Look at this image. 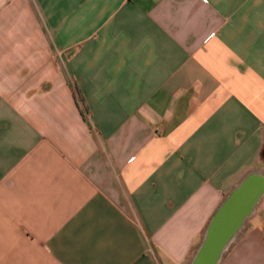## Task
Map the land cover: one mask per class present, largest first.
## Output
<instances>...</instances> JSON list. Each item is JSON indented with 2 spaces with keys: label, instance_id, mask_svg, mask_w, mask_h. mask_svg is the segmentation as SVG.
<instances>
[{
  "label": "crops",
  "instance_id": "1",
  "mask_svg": "<svg viewBox=\"0 0 264 264\" xmlns=\"http://www.w3.org/2000/svg\"><path fill=\"white\" fill-rule=\"evenodd\" d=\"M263 148L264 0H0V264H192Z\"/></svg>",
  "mask_w": 264,
  "mask_h": 264
},
{
  "label": "water",
  "instance_id": "2",
  "mask_svg": "<svg viewBox=\"0 0 264 264\" xmlns=\"http://www.w3.org/2000/svg\"><path fill=\"white\" fill-rule=\"evenodd\" d=\"M264 193V181L245 176L213 217L192 264H216Z\"/></svg>",
  "mask_w": 264,
  "mask_h": 264
},
{
  "label": "trees",
  "instance_id": "3",
  "mask_svg": "<svg viewBox=\"0 0 264 264\" xmlns=\"http://www.w3.org/2000/svg\"><path fill=\"white\" fill-rule=\"evenodd\" d=\"M77 90V89H76ZM77 93H78V90H77ZM78 95H79V93H78ZM261 158H263L264 159V148L262 149V151H261Z\"/></svg>",
  "mask_w": 264,
  "mask_h": 264
}]
</instances>
